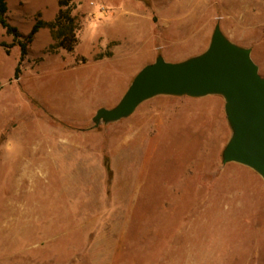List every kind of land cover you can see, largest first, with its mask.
I'll return each mask as SVG.
<instances>
[{"label":"rangeland","instance_id":"1","mask_svg":"<svg viewBox=\"0 0 264 264\" xmlns=\"http://www.w3.org/2000/svg\"><path fill=\"white\" fill-rule=\"evenodd\" d=\"M26 36L58 0H6ZM76 43L52 30L0 47V264H264V181L221 161L220 95L158 97L93 126L162 54L201 53L216 23L264 77V0H70ZM0 26V42H12ZM100 55L103 56L100 57ZM19 63V65H18ZM19 66L18 77H14Z\"/></svg>","mask_w":264,"mask_h":264},{"label":"water","instance_id":"2","mask_svg":"<svg viewBox=\"0 0 264 264\" xmlns=\"http://www.w3.org/2000/svg\"><path fill=\"white\" fill-rule=\"evenodd\" d=\"M220 95L231 127L221 152L222 163L249 166L264 181V77L251 48L234 43L216 23L207 47L179 61L158 54L134 75L116 105L99 106L93 126L130 116L135 108L158 95L202 97Z\"/></svg>","mask_w":264,"mask_h":264},{"label":"trees","instance_id":"3","mask_svg":"<svg viewBox=\"0 0 264 264\" xmlns=\"http://www.w3.org/2000/svg\"><path fill=\"white\" fill-rule=\"evenodd\" d=\"M70 0H58L59 6L61 7L59 13L51 22H45L40 19H36L32 25L30 32L23 36L15 25L10 24L6 20V13L8 11L6 0H0V26L3 27L8 34H12V42L7 44L5 42H0V47H3L7 53H9L10 48L13 45H18L20 48V59L23 60L27 53V46L31 42L35 33L44 26H48L53 33L54 43L52 47L63 48L67 51H71L76 43V28L77 24L74 21L73 16H70L68 10H63V6H67ZM100 57L103 58L102 55ZM19 65V63H18ZM17 65L14 73V77H18L19 66Z\"/></svg>","mask_w":264,"mask_h":264},{"label":"crops","instance_id":"4","mask_svg":"<svg viewBox=\"0 0 264 264\" xmlns=\"http://www.w3.org/2000/svg\"><path fill=\"white\" fill-rule=\"evenodd\" d=\"M158 97H166L167 98V97H175V96L158 95V96H155L153 98L155 99V98H158ZM153 98H151V99H153Z\"/></svg>","mask_w":264,"mask_h":264}]
</instances>
